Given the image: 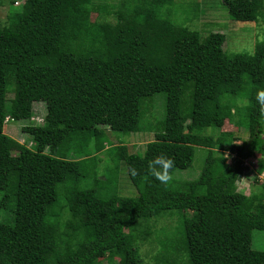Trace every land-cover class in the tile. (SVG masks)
Segmentation results:
<instances>
[{
  "label": "trees",
  "instance_id": "trees-1",
  "mask_svg": "<svg viewBox=\"0 0 264 264\" xmlns=\"http://www.w3.org/2000/svg\"><path fill=\"white\" fill-rule=\"evenodd\" d=\"M222 1L236 22L264 13V0ZM173 2L120 0L98 8L99 19L114 9V23H93L92 0H0L9 7L7 25L0 23V212L10 214L0 220V264H144L137 242L168 212L180 215L179 236L163 248L187 264H264V252L251 248V231H264V185L251 197L235 190L250 147L264 159L257 98L264 94V40L252 55H227L225 35L201 39L175 26ZM158 95L164 118L154 140L142 156L123 145L108 149L106 181L96 176L95 157L61 155L102 129L141 131L142 105ZM34 104L44 106L45 118L22 128L27 147L4 127L7 119L31 120ZM234 119L248 142L208 134ZM197 149L205 153L198 178L174 181ZM224 153L236 156L232 166ZM121 164L136 197L119 196ZM90 177L92 188H81Z\"/></svg>",
  "mask_w": 264,
  "mask_h": 264
},
{
  "label": "rangeland",
  "instance_id": "rangeland-1",
  "mask_svg": "<svg viewBox=\"0 0 264 264\" xmlns=\"http://www.w3.org/2000/svg\"><path fill=\"white\" fill-rule=\"evenodd\" d=\"M120 0H92L90 7L91 22L107 21L114 23L113 12L107 8L104 18L99 19L98 8L101 5L116 6ZM21 1L14 5V8H19ZM9 7L4 5L0 8V23L2 26L7 25V16ZM171 20L175 26L186 27L191 31L197 32L201 39L206 38L212 33L223 34L226 37L223 50L227 55L236 53H246L252 55L257 42L264 40V13L256 22H236L231 20L228 10L222 0H174L170 7ZM107 17V18H106ZM12 97V93L8 98ZM161 95L155 96L151 102L145 101L142 105L143 115L140 121L141 131L132 133L130 135H123L121 133L111 132L108 129H102V134L94 139L77 141V144L72 147L68 153H61L67 155V160H87L95 157L96 162V176L99 181L104 182L109 178L108 170L113 168V162L107 156V150L119 145L127 146L130 153H135L142 156L146 150V145L154 140V134L159 128L160 122L164 118V101ZM164 100V99H163ZM238 106L243 103L238 102ZM32 118L28 122H20L7 119L5 122L4 133L10 138L16 140L18 143L30 147L32 144L28 137L22 132V128L27 125L39 126L44 124L45 109L42 104H34L32 108ZM220 133H231L238 139L235 142L237 145L248 142L249 134L245 129H238L236 127V120H226L221 129L209 131L217 137ZM207 134V132H206ZM264 138V134H263ZM252 150V158L244 160V166L247 168L236 181V192L242 193L245 196L251 197L261 192L264 185V159H261L258 151L254 147ZM45 153H48L46 151ZM204 150H195V156L192 166L182 172H176L173 176L174 181H192L196 180L203 167ZM219 155V154H218ZM227 158L228 165L232 166L236 156L224 153ZM218 157V156H217ZM262 162L263 173L259 174V165ZM254 163L256 165L254 167ZM109 168V169H108ZM93 179L88 178L82 183L81 188H92ZM117 189L119 196L133 198L137 196L136 189L130 183L126 170L121 164L118 172ZM107 194L106 192H104ZM10 218L9 212L1 211L0 220H8ZM183 218L187 222L193 221L192 213H185ZM180 215L174 212H168L166 215L160 217L151 223L152 235L137 242V247L144 264H187L186 258L178 253L166 251L163 248V243H175L179 236ZM158 232H160L158 234ZM161 235V237H157ZM166 238L169 242L165 241ZM251 248L256 251L264 252V231H251ZM101 264H107L106 258H101ZM115 264H121L120 259H114Z\"/></svg>",
  "mask_w": 264,
  "mask_h": 264
},
{
  "label": "clouds",
  "instance_id": "clouds-1",
  "mask_svg": "<svg viewBox=\"0 0 264 264\" xmlns=\"http://www.w3.org/2000/svg\"><path fill=\"white\" fill-rule=\"evenodd\" d=\"M257 98L261 103H264V94L259 95ZM169 166H171V161H169Z\"/></svg>",
  "mask_w": 264,
  "mask_h": 264
}]
</instances>
